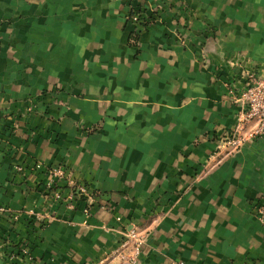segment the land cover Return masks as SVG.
<instances>
[{
    "label": "crops",
    "instance_id": "1",
    "mask_svg": "<svg viewBox=\"0 0 264 264\" xmlns=\"http://www.w3.org/2000/svg\"><path fill=\"white\" fill-rule=\"evenodd\" d=\"M251 73L264 0H0V206L52 218L0 216V264H101L132 226L141 264H264V137L217 153Z\"/></svg>",
    "mask_w": 264,
    "mask_h": 264
},
{
    "label": "built area",
    "instance_id": "2",
    "mask_svg": "<svg viewBox=\"0 0 264 264\" xmlns=\"http://www.w3.org/2000/svg\"><path fill=\"white\" fill-rule=\"evenodd\" d=\"M146 17L143 14L134 13L131 20L136 25H143L147 22ZM231 95L233 105L236 108L235 124L218 140L217 153L218 156L223 157L239 151L247 142L264 137V74L251 73L247 75L244 87L241 89H233ZM47 173L54 179L55 183L69 181L71 184L70 195L72 199L91 198L89 188L72 179L70 172L63 166L49 167ZM55 183H52L49 188L55 189ZM55 197L57 199L62 198L58 192L55 193ZM24 213L30 218H35L43 225H46L52 219L51 216L47 217L33 211L16 212L8 207L0 206V216L8 220L11 224L19 222ZM258 213L259 217L263 220L264 204L259 207ZM146 242L147 236L141 230L132 226L123 233V239L119 247L109 259L101 264H141L140 258ZM15 253L18 258L20 257L27 260L30 264H34V257L29 243L23 241L17 243ZM178 264L185 263L180 262Z\"/></svg>",
    "mask_w": 264,
    "mask_h": 264
},
{
    "label": "trees",
    "instance_id": "3",
    "mask_svg": "<svg viewBox=\"0 0 264 264\" xmlns=\"http://www.w3.org/2000/svg\"><path fill=\"white\" fill-rule=\"evenodd\" d=\"M135 13H138V14H143L142 10L141 9H138Z\"/></svg>",
    "mask_w": 264,
    "mask_h": 264
}]
</instances>
